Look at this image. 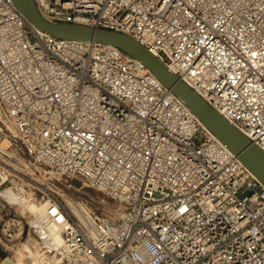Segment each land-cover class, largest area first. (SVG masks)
Masks as SVG:
<instances>
[{"label":"built area","instance_id":"1","mask_svg":"<svg viewBox=\"0 0 264 264\" xmlns=\"http://www.w3.org/2000/svg\"><path fill=\"white\" fill-rule=\"evenodd\" d=\"M35 3L130 36L264 151V0ZM0 110V264H264V184L119 48L38 32L0 0ZM21 170L79 180L119 218L81 219Z\"/></svg>","mask_w":264,"mask_h":264},{"label":"water","instance_id":"2","mask_svg":"<svg viewBox=\"0 0 264 264\" xmlns=\"http://www.w3.org/2000/svg\"><path fill=\"white\" fill-rule=\"evenodd\" d=\"M13 2L30 24L43 33L59 39L93 41L110 45L140 61L167 89L179 97L204 126L264 184V151L234 128L136 40L116 30L84 24L50 22L40 14L35 0H13Z\"/></svg>","mask_w":264,"mask_h":264},{"label":"rangeland","instance_id":"3","mask_svg":"<svg viewBox=\"0 0 264 264\" xmlns=\"http://www.w3.org/2000/svg\"><path fill=\"white\" fill-rule=\"evenodd\" d=\"M18 151L25 157L20 146ZM22 174L32 180L37 187L36 193L39 197L45 196L58 200L61 204L72 210L85 208L108 221H117L119 218L118 209H122L121 203L111 199L106 194L90 186L84 185L79 180H72L67 177L60 179L44 180L41 177L30 174L26 170H21ZM1 205H4L0 202ZM77 214V213H76Z\"/></svg>","mask_w":264,"mask_h":264},{"label":"bare ground","instance_id":"4","mask_svg":"<svg viewBox=\"0 0 264 264\" xmlns=\"http://www.w3.org/2000/svg\"><path fill=\"white\" fill-rule=\"evenodd\" d=\"M36 30L38 31V32H41L39 29H37L36 28ZM0 114H1V110H0ZM3 146H5L6 145V142H4L3 144H2ZM5 198L11 203V204H13L14 203V200L12 199V197H11V195L9 194V193H5ZM47 203L46 202H43V203H41V206L43 205V206H45ZM84 211H87V209H85V208H80V209H78V210H76V213H77V215L81 218V219H84V215L86 214V212H84ZM88 212V211H87Z\"/></svg>","mask_w":264,"mask_h":264}]
</instances>
